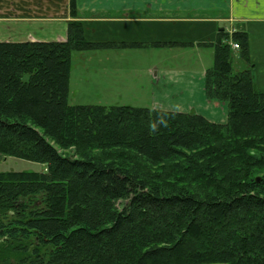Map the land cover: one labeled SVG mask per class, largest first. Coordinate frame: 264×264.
Masks as SVG:
<instances>
[{
	"label": "trees",
	"instance_id": "obj_1",
	"mask_svg": "<svg viewBox=\"0 0 264 264\" xmlns=\"http://www.w3.org/2000/svg\"><path fill=\"white\" fill-rule=\"evenodd\" d=\"M65 42H0V264H264V91L246 32L221 31L196 113L69 104L74 52L91 43L76 0Z\"/></svg>",
	"mask_w": 264,
	"mask_h": 264
},
{
	"label": "rangeland",
	"instance_id": "obj_2",
	"mask_svg": "<svg viewBox=\"0 0 264 264\" xmlns=\"http://www.w3.org/2000/svg\"><path fill=\"white\" fill-rule=\"evenodd\" d=\"M127 25L130 30H126L124 24L117 23L84 25V37L88 42L115 45L126 43L129 46L121 44L117 47L74 52L71 57L70 105L107 108L128 106L157 110L165 105L172 107L182 99L190 98L189 93L185 94L186 97L182 96L180 88L177 90L179 95H170L175 93L171 86L174 80L178 77L175 83L181 86L184 77L190 78L192 83L199 82L201 73L206 74L214 64L213 47L191 45L199 36V28L196 26L189 25L184 29H173L174 26L171 29L169 26L167 29L163 24L143 21ZM250 41V64H245L236 51L235 67L238 70L246 67L251 69L264 90V28L260 32L251 31ZM194 85L189 92H195L197 84ZM170 97H175V100L171 98L170 101ZM177 107L191 108L183 103ZM204 109L210 111L208 107L204 106ZM225 111L228 112L226 108ZM42 170L41 164L0 154V173H34Z\"/></svg>",
	"mask_w": 264,
	"mask_h": 264
},
{
	"label": "crops",
	"instance_id": "obj_3",
	"mask_svg": "<svg viewBox=\"0 0 264 264\" xmlns=\"http://www.w3.org/2000/svg\"><path fill=\"white\" fill-rule=\"evenodd\" d=\"M76 5L79 19L85 24H124L126 30H130L127 24L134 21L163 24L167 29L169 26L171 29L173 26V29L196 26L199 36L191 44L193 46L209 47L218 40L221 31L246 32L250 59V32H260L264 28V0H76ZM69 21V0H0V42H65ZM178 79L171 84L175 93L170 95H179L177 90L180 88V94L186 97L185 94L189 93L190 98L186 97L172 107L165 105L159 110L196 111L212 123L227 122V105L206 98L205 72L201 73L199 82L192 83L190 78L184 77L181 86L175 83ZM254 81L256 87L264 91L255 76ZM195 83V92H189ZM181 103L191 108H178Z\"/></svg>",
	"mask_w": 264,
	"mask_h": 264
},
{
	"label": "built area",
	"instance_id": "obj_4",
	"mask_svg": "<svg viewBox=\"0 0 264 264\" xmlns=\"http://www.w3.org/2000/svg\"><path fill=\"white\" fill-rule=\"evenodd\" d=\"M233 47H234L235 49H238V48H239L238 44H234Z\"/></svg>",
	"mask_w": 264,
	"mask_h": 264
}]
</instances>
